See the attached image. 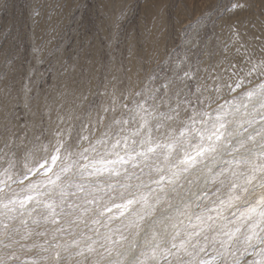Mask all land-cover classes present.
Instances as JSON below:
<instances>
[{"label":"snow or ice","instance_id":"obj_1","mask_svg":"<svg viewBox=\"0 0 264 264\" xmlns=\"http://www.w3.org/2000/svg\"><path fill=\"white\" fill-rule=\"evenodd\" d=\"M248 7L235 0L229 10ZM258 70L264 75V59L246 75ZM191 79L186 71L180 83L162 84L95 140L81 135L78 151L57 131L38 168L25 164L22 177L0 172V264H264V83L259 99L248 90L227 110L208 111L207 89L193 91ZM30 93L26 85L23 107L35 116ZM20 102L11 91L0 95V151L26 135Z\"/></svg>","mask_w":264,"mask_h":264},{"label":"rangeland","instance_id":"obj_2","mask_svg":"<svg viewBox=\"0 0 264 264\" xmlns=\"http://www.w3.org/2000/svg\"><path fill=\"white\" fill-rule=\"evenodd\" d=\"M234 2L0 0V95L11 91L21 97L16 112L20 124H27L26 135L20 133L11 150L0 151V172L9 169L22 177L25 164L38 168L53 152L55 129L62 125L57 123L66 115L70 119L66 117L65 124V118L60 131L69 150L78 151L81 135L95 140L114 117L127 118L134 102L166 82L180 83L186 71L194 76L188 80L193 91L197 84L207 89L204 96L213 101L208 111L218 105L227 110L226 101H239L248 90H255L259 99L264 75L259 70L251 76L246 73L264 59V0H241L249 7L230 11ZM238 20L243 21L237 25L239 37L232 27ZM239 79L242 87L232 92L230 86ZM26 85L36 98L35 116L23 107ZM173 127L179 128V121ZM118 130L114 125L113 132ZM191 142H198V136L193 134ZM82 143L87 146V141ZM11 187L18 192L22 185ZM18 254L28 259L34 252Z\"/></svg>","mask_w":264,"mask_h":264},{"label":"bare ground","instance_id":"obj_3","mask_svg":"<svg viewBox=\"0 0 264 264\" xmlns=\"http://www.w3.org/2000/svg\"><path fill=\"white\" fill-rule=\"evenodd\" d=\"M54 4H55V3H54ZM254 102H255V100H254ZM62 117H63V116H62ZM66 117L69 118L68 115H66L65 118H66ZM59 118H60V117H59ZM65 118H63L64 120H62V122H63V121L65 122ZM67 118H66V119H67ZM61 119H62V118H61ZM69 119H70V118H69ZM69 119H67V122H65V124L68 123V120H69ZM230 119H232V117H230ZM58 120H60V119H58ZM58 120H57V121H58ZM57 121H56V123H57ZM60 121H61V120H60ZM70 121H71V120H70ZM70 121H69V122H70ZM62 122L60 123V122L58 121L57 124H62V125H60V126L57 125V126H59L60 128H59L58 130L55 129L56 132H57V131H60V129H61L63 126H65L64 123H62ZM55 131H53V132H55ZM52 135H53V133H52ZM56 139H57V137H56V135H54V136H53V140H55V142H56ZM0 156H1V155H0ZM27 158H28V157H27ZM29 163H30V161H29ZM30 166H32V163H31ZM30 166H29V167H30ZM22 169H23V168H22ZM24 169H25V167H24ZM21 171H22V170H21ZM25 171H26V169H25ZM12 174H13V173H12ZM30 178H31V177H30ZM37 178H39V177H37ZM32 180H33V178H32ZM27 183H28V181H27ZM27 183H26V184H27ZM16 185H17V184H16ZM19 186H20V185H19ZM17 187H18V185H17ZM22 187H23V186H22ZM19 189H20V187H19ZM129 258H130V257H129Z\"/></svg>","mask_w":264,"mask_h":264}]
</instances>
